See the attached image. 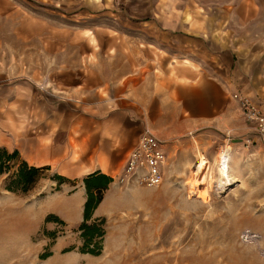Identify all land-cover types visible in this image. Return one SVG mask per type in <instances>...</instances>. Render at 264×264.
Masks as SVG:
<instances>
[{
    "label": "crops",
    "instance_id": "0c3cea01",
    "mask_svg": "<svg viewBox=\"0 0 264 264\" xmlns=\"http://www.w3.org/2000/svg\"><path fill=\"white\" fill-rule=\"evenodd\" d=\"M141 11L149 14V8ZM150 12L151 19L97 34L83 71L63 74L61 87L52 78L56 72L40 71L37 62L28 70L0 65V148L66 179L58 185L41 178L28 194L8 192L31 198V205L60 204L62 216L49 214L69 223L74 211L80 224L85 179L110 177L93 214L107 220L105 248L112 235L126 231L125 215L134 214L126 205L141 189L119 179L145 130L162 141L168 160L175 141L191 130L254 132L233 93L249 96L264 113V0H158ZM63 50L56 58L63 59Z\"/></svg>",
    "mask_w": 264,
    "mask_h": 264
},
{
    "label": "rangeland",
    "instance_id": "374dc122",
    "mask_svg": "<svg viewBox=\"0 0 264 264\" xmlns=\"http://www.w3.org/2000/svg\"><path fill=\"white\" fill-rule=\"evenodd\" d=\"M106 1L0 0V65L20 63L28 70L37 62L40 71L56 72L52 78L61 87L63 74L83 71L81 62L98 46L97 34L107 35L128 20L153 18L158 0H113V6ZM134 4L139 10L132 13ZM145 7L149 14L143 16ZM17 36L37 38L20 42ZM62 49L67 54L58 55L60 60L55 55ZM227 143L232 149L222 172L218 154ZM170 150L163 183L138 186L134 203L126 205L135 208L125 215L126 231L112 235L107 248L104 241L99 256L79 251L74 211L69 223L47 221L62 206L31 205V198L15 197L6 189L9 175H1L0 264H264V141L248 130L234 136L202 127ZM202 160L207 166L199 182L195 166ZM51 176L45 171L41 178Z\"/></svg>",
    "mask_w": 264,
    "mask_h": 264
},
{
    "label": "trees",
    "instance_id": "16d2710c",
    "mask_svg": "<svg viewBox=\"0 0 264 264\" xmlns=\"http://www.w3.org/2000/svg\"><path fill=\"white\" fill-rule=\"evenodd\" d=\"M45 170L29 165L19 159L16 150L10 152L0 148V176L8 174L6 189L11 192L28 194L36 185ZM94 176V175H93ZM85 179L87 199L84 205L83 221L78 226V232L82 240L79 251L91 256H99L104 249V240L107 233V220L105 217H93L95 209L103 199L104 190L112 179L105 175ZM51 179L58 185L66 179L59 175H52ZM47 221L54 220L62 224L65 222L54 214L47 216ZM49 252L42 258L50 256Z\"/></svg>",
    "mask_w": 264,
    "mask_h": 264
},
{
    "label": "built area",
    "instance_id": "2783aa9c",
    "mask_svg": "<svg viewBox=\"0 0 264 264\" xmlns=\"http://www.w3.org/2000/svg\"><path fill=\"white\" fill-rule=\"evenodd\" d=\"M242 115L256 135L264 141V113L255 101L242 93H233ZM162 141L149 130L140 136L135 148L130 151L123 169L120 183L132 186L157 187L163 183L167 156ZM225 149V148H224Z\"/></svg>",
    "mask_w": 264,
    "mask_h": 264
},
{
    "label": "bare ground",
    "instance_id": "6f19581e",
    "mask_svg": "<svg viewBox=\"0 0 264 264\" xmlns=\"http://www.w3.org/2000/svg\"><path fill=\"white\" fill-rule=\"evenodd\" d=\"M225 148V149H224ZM224 148H222V150L220 151L219 155V159L217 161V166L218 169L222 172H224L225 167L227 168L228 165V161L230 158V151L232 149V145L230 143H227L226 146H224ZM206 166H207V162L204 160H202L201 162L199 161L198 164L195 166L196 167V177L197 180L199 182H202L204 174L206 172ZM212 175H211V179L210 181L212 182ZM195 178V177H194Z\"/></svg>",
    "mask_w": 264,
    "mask_h": 264
}]
</instances>
